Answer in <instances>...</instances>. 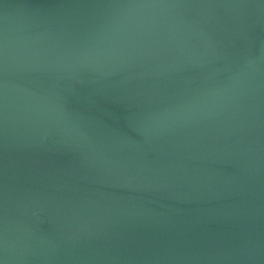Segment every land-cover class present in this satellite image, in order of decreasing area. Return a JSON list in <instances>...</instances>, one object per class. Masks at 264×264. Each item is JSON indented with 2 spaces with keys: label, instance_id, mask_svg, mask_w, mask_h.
Masks as SVG:
<instances>
[{
  "label": "water",
  "instance_id": "water-1",
  "mask_svg": "<svg viewBox=\"0 0 264 264\" xmlns=\"http://www.w3.org/2000/svg\"><path fill=\"white\" fill-rule=\"evenodd\" d=\"M0 264H264V0H0Z\"/></svg>",
  "mask_w": 264,
  "mask_h": 264
}]
</instances>
